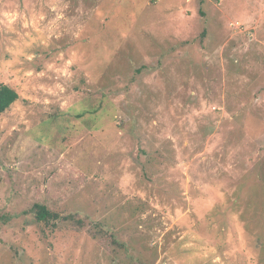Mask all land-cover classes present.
I'll use <instances>...</instances> for the list:
<instances>
[{
    "label": "rangeland",
    "instance_id": "rangeland-1",
    "mask_svg": "<svg viewBox=\"0 0 264 264\" xmlns=\"http://www.w3.org/2000/svg\"><path fill=\"white\" fill-rule=\"evenodd\" d=\"M1 85L0 264H264V0H0Z\"/></svg>",
    "mask_w": 264,
    "mask_h": 264
},
{
    "label": "trees",
    "instance_id": "trees-1",
    "mask_svg": "<svg viewBox=\"0 0 264 264\" xmlns=\"http://www.w3.org/2000/svg\"><path fill=\"white\" fill-rule=\"evenodd\" d=\"M17 99H18V95L13 89L5 85H1L0 86V114L5 112ZM33 208L35 212V218L38 222H42L45 224H49L52 222V224H56L58 220H61L64 222H73L74 224H78L79 228L82 227L81 222L75 221L73 216L60 218L59 215H57L56 213H51L50 211L47 210L45 206L39 205V204H34Z\"/></svg>",
    "mask_w": 264,
    "mask_h": 264
}]
</instances>
